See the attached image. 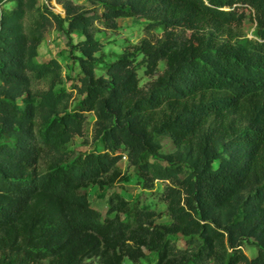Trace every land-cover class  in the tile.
Listing matches in <instances>:
<instances>
[{
    "label": "trees",
    "instance_id": "1",
    "mask_svg": "<svg viewBox=\"0 0 264 264\" xmlns=\"http://www.w3.org/2000/svg\"><path fill=\"white\" fill-rule=\"evenodd\" d=\"M10 1L0 10V264H264V0H56L64 16ZM119 17L144 18L148 34L106 62L92 24ZM52 25L81 53L69 91L55 59L36 60ZM71 31L83 39L72 44ZM88 111L93 147L74 154L65 145ZM123 155L143 188L166 182L170 221L107 193L128 180Z\"/></svg>",
    "mask_w": 264,
    "mask_h": 264
},
{
    "label": "rangeland",
    "instance_id": "2",
    "mask_svg": "<svg viewBox=\"0 0 264 264\" xmlns=\"http://www.w3.org/2000/svg\"><path fill=\"white\" fill-rule=\"evenodd\" d=\"M74 3L89 8L90 5L86 0H72ZM40 4H45L51 11L59 13L61 16L65 15L64 8L61 3L56 0H39ZM60 5L61 9H57L55 4ZM12 1L0 0V10H7L11 8ZM117 25L113 28L104 26L101 22L94 20L92 29L94 37L98 39L101 44L102 58L106 62L115 60L118 55L131 44H135L138 40L146 36L148 33L144 29L146 20L144 18L134 17H119L116 19ZM254 23L249 20H244L243 33L247 37H253ZM152 34L159 33V29L151 31ZM72 44H76L83 39V35L78 31H71L69 33ZM80 51L76 48L70 47L65 42V39L59 35L55 25L50 26L43 40L37 47L36 60L39 62L46 61L50 58L55 59L61 66V75L64 79L62 85L69 91L71 90V83H77V75L79 66L77 63V57L80 55ZM98 54V52L96 53ZM139 57H137L138 59ZM163 68V63L159 62V71ZM96 75H105L103 69L99 68L95 70ZM137 74L139 77V84L142 85L147 82L150 77L143 73V68H137ZM73 96L76 95V90H72ZM95 117L91 111L86 112V122L84 124V131L82 135H75L68 143H66V149L72 151L74 154L89 150L93 147L91 143L92 125ZM162 151H168L172 148L170 141L167 138H163ZM120 167L128 176L127 181H120L114 184L112 188L107 190V193L116 191L126 198L132 200H138L148 208L154 210L157 213V220L168 222L170 218L166 211L165 202L162 200V191L164 189L165 181L154 180L151 188H143L141 183L138 182L135 172L132 166L127 165L126 156L123 155ZM88 199L92 206L104 211L106 209L104 198L99 197L98 189L95 185H91L87 189ZM243 252L252 257L256 253V248L250 243L244 242L242 245ZM125 264H133L127 259L124 260ZM142 264H154L153 259L149 257L147 260H141Z\"/></svg>",
    "mask_w": 264,
    "mask_h": 264
},
{
    "label": "bare ground",
    "instance_id": "3",
    "mask_svg": "<svg viewBox=\"0 0 264 264\" xmlns=\"http://www.w3.org/2000/svg\"><path fill=\"white\" fill-rule=\"evenodd\" d=\"M54 4H55L57 9H59V10L61 9L60 5H58L57 3H54Z\"/></svg>",
    "mask_w": 264,
    "mask_h": 264
}]
</instances>
